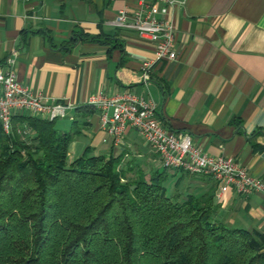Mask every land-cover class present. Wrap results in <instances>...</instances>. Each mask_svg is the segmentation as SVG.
Wrapping results in <instances>:
<instances>
[{
	"label": "crops",
	"instance_id": "0c3cea01",
	"mask_svg": "<svg viewBox=\"0 0 264 264\" xmlns=\"http://www.w3.org/2000/svg\"><path fill=\"white\" fill-rule=\"evenodd\" d=\"M178 1L183 4L161 17L175 30L177 58L167 61L156 58L148 39L114 25L119 11L150 0H0V70H13L44 102L73 107L71 120L55 123L58 131L78 132L68 163L90 148L93 156L120 157L131 176L148 180L163 172L170 196L210 195L218 222L264 235L262 194L216 196L213 179L164 169L132 129L114 145L98 112L85 104L91 95L123 92L152 99L167 130L188 133L202 153L233 159L264 182V0ZM72 34L101 42L78 40L68 48ZM147 61L150 81L144 83Z\"/></svg>",
	"mask_w": 264,
	"mask_h": 264
},
{
	"label": "trees",
	"instance_id": "16d2710c",
	"mask_svg": "<svg viewBox=\"0 0 264 264\" xmlns=\"http://www.w3.org/2000/svg\"><path fill=\"white\" fill-rule=\"evenodd\" d=\"M78 40L101 42L72 34L66 46ZM55 123L0 126V264H264V235L218 222L210 195L170 196L163 172L128 179L120 157L90 148L68 163L78 132Z\"/></svg>",
	"mask_w": 264,
	"mask_h": 264
},
{
	"label": "built area",
	"instance_id": "2783aa9c",
	"mask_svg": "<svg viewBox=\"0 0 264 264\" xmlns=\"http://www.w3.org/2000/svg\"><path fill=\"white\" fill-rule=\"evenodd\" d=\"M136 10L119 11L114 19L118 28L129 30L148 39L159 60L175 61V30L163 20L170 8L183 4L178 0H150ZM160 17V18H159ZM151 63L142 64V80L150 81ZM86 106L96 110L100 128L114 145L122 142L127 129L138 132L148 147L159 157L166 170H177L194 177H210L216 183V196L228 191L240 196L262 194L264 182L250 176L235 160L212 157L201 152L185 132L169 131L156 119L157 105L152 99L137 97L129 92L115 95L98 94L87 98ZM73 107L61 102L46 103L39 94L30 92L16 80L10 68L0 70V126L5 135L12 131L14 113L45 120L72 119ZM23 139L32 136L24 126L18 130Z\"/></svg>",
	"mask_w": 264,
	"mask_h": 264
},
{
	"label": "rangeland",
	"instance_id": "374dc122",
	"mask_svg": "<svg viewBox=\"0 0 264 264\" xmlns=\"http://www.w3.org/2000/svg\"><path fill=\"white\" fill-rule=\"evenodd\" d=\"M139 175H141V174H139ZM139 175L134 176V175L132 174V176H131L130 174H128L126 177H127L128 179H138V176H139ZM167 184L169 185V182H168Z\"/></svg>",
	"mask_w": 264,
	"mask_h": 264
}]
</instances>
